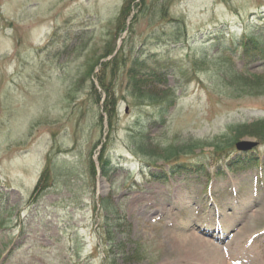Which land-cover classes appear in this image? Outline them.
Instances as JSON below:
<instances>
[{
	"label": "rangeland",
	"instance_id": "obj_1",
	"mask_svg": "<svg viewBox=\"0 0 264 264\" xmlns=\"http://www.w3.org/2000/svg\"><path fill=\"white\" fill-rule=\"evenodd\" d=\"M258 58L264 0H0V264H264Z\"/></svg>",
	"mask_w": 264,
	"mask_h": 264
},
{
	"label": "trees",
	"instance_id": "obj_2",
	"mask_svg": "<svg viewBox=\"0 0 264 264\" xmlns=\"http://www.w3.org/2000/svg\"><path fill=\"white\" fill-rule=\"evenodd\" d=\"M131 12L132 11H131V8H130L129 4L127 6L123 7L122 18L121 19L124 21V23L126 22L127 17L131 14ZM122 30L124 31L125 29H122ZM227 34H223V36L227 37ZM229 37H230L229 38L230 42L228 43V46L226 48H224L226 51H237L238 47H240V48L244 47V49L246 48V50L242 53L243 59L244 60H248V62H251L252 60L255 59V58L251 57L253 54L255 55V53H254L255 51L254 50H248V48H249V45H252V44L255 47V44L257 43L256 41H254V43H253V40L250 37L242 34L241 37L239 38V41L237 43H235V41H234L235 38L233 37V35L230 34ZM211 38H213V37H210L209 39H211ZM112 53L113 52H111V54ZM167 53L168 54H166V55H169L168 58H150L153 61V63L155 64V69L151 72V74H157L155 72L156 70L171 71V67L173 66L172 61L174 63V60H173L174 58L171 55L172 54L171 51H168ZM258 59L263 60L264 58H258ZM123 63L124 62L120 61V65H122ZM103 64H104V66H107V65L110 64V66L113 67L114 60L107 61L106 63H103ZM106 81H107L106 78H105V80H104V78H101L100 79V86L103 88V90L105 91V94H106V99H105L104 104L106 103V108L108 109V107H109V109L107 111H109V113H111L113 111L112 110L113 107L109 106V105H110V103L112 101L113 93L110 92L109 89L107 88V85L105 84ZM135 95H137V93H135ZM138 96H143V95H138ZM148 97H150V99L152 101L151 105L154 108L156 104L154 103L155 100H153V95H150ZM140 98L142 99V97H140ZM241 127H243L244 131H242L243 129L237 130L236 136H235L237 139L241 138L244 135H249V136L258 137L259 139H261L264 142V119L258 120V121H254L253 123H250V124H244ZM233 141H234V139L232 140V143H233ZM221 143H223V142H220V144ZM218 148H221V146H219ZM219 150L220 149H218L216 151H219ZM222 150H220V151H222ZM240 155H241V153H239V156ZM250 158L252 159L251 163L255 162V166L261 167V165H264L261 161L258 160V158L256 156L252 155V157H250ZM106 161L107 160H103L102 161L103 168L108 165V163Z\"/></svg>",
	"mask_w": 264,
	"mask_h": 264
},
{
	"label": "water",
	"instance_id": "obj_3",
	"mask_svg": "<svg viewBox=\"0 0 264 264\" xmlns=\"http://www.w3.org/2000/svg\"><path fill=\"white\" fill-rule=\"evenodd\" d=\"M257 141L254 140H239L236 142V148L240 151H248L257 145Z\"/></svg>",
	"mask_w": 264,
	"mask_h": 264
}]
</instances>
